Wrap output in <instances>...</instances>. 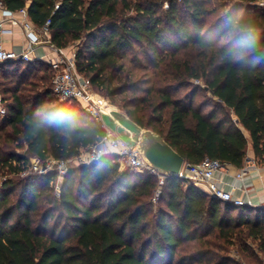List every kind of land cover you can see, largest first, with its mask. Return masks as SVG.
Instances as JSON below:
<instances>
[{
  "label": "trees",
  "instance_id": "16d2710c",
  "mask_svg": "<svg viewBox=\"0 0 264 264\" xmlns=\"http://www.w3.org/2000/svg\"><path fill=\"white\" fill-rule=\"evenodd\" d=\"M221 1L232 7L226 20L210 25L212 0L0 3L10 12L25 9L36 29L50 21V43L58 49L84 40L75 54L77 73L135 124L158 134L186 164L211 159L241 169L249 147L253 158L264 163V9L259 6L264 0ZM128 12L134 15L125 17ZM236 22L259 37L254 51L239 59L234 57L239 40L226 39ZM39 62L0 64L6 111L0 140L9 128L26 151L0 159L13 174L24 172L29 159H73L106 134L101 122L75 101L43 111L44 101L55 95L53 72ZM37 64L45 66L41 83L49 73L50 89L39 92L32 82L30 89H22ZM199 83L216 102L208 113H203L206 105H194ZM181 90L188 92L181 95ZM61 110L78 116L76 134L66 135L47 119ZM117 162L111 156L71 169L58 197L53 173L28 176L18 190L15 182L4 181L0 264H232L208 251L180 255L186 244L207 246L210 237L236 247L251 238L264 254V208L232 207L179 178L166 177L159 186L156 176L119 171ZM158 189L155 201L164 209L155 211Z\"/></svg>",
  "mask_w": 264,
  "mask_h": 264
},
{
  "label": "built area",
  "instance_id": "2783aa9c",
  "mask_svg": "<svg viewBox=\"0 0 264 264\" xmlns=\"http://www.w3.org/2000/svg\"><path fill=\"white\" fill-rule=\"evenodd\" d=\"M259 6L264 9V1H262ZM57 8L58 6H55V9ZM0 9H5L1 3ZM18 13L22 16L23 20L20 24L12 21V25L20 26L25 34L33 33L37 30L39 38L41 39L42 37L46 40L42 41L39 39V41H37L29 39L26 47L19 53L7 51L0 45V64L7 62L30 63L36 61L32 57L35 48L42 43H46L51 49L50 56L52 57H47V59L41 58L40 62L42 61L46 63L53 72L51 90L55 97L61 102L75 101L86 113L93 116L94 119L99 120V112L105 110L93 103L89 82L77 73L75 66L76 53H67L65 49H58L51 45L48 30L50 21H46L40 29H36L29 21L25 9L18 11ZM0 33L8 35L11 34L12 31L0 29ZM5 114L6 111L0 97V117H4ZM105 131L106 134L101 141L90 147L88 150L82 151L73 159L47 160L44 162L38 158L33 159L30 167L32 172L37 175H47L53 173L56 175V179L62 180L63 176L70 171L73 166H75L73 168L88 166L102 158L114 156L118 159L119 164L123 165V167L129 169L130 171L154 175L158 179V185H163L165 177L158 175L153 169H151L143 161L135 147L129 148L111 132L106 129ZM102 142H107L110 144V147L107 148L101 155L98 145ZM229 167V165L223 164L218 160L211 159H204L196 165L185 163L180 171L179 179L188 181L209 197L229 204L232 207L255 208L250 201L246 202L240 197H236L233 194V191H226L219 187L216 176L217 174L227 173ZM262 169H264V163L260 165L253 157H246L243 167L237 170L236 178L243 182V177L246 174L250 172H260ZM59 192L60 185L57 181L54 185V193L56 197L59 196ZM159 194L160 189L156 191L153 201L157 199ZM261 264H264V260Z\"/></svg>",
  "mask_w": 264,
  "mask_h": 264
},
{
  "label": "rangeland",
  "instance_id": "374dc122",
  "mask_svg": "<svg viewBox=\"0 0 264 264\" xmlns=\"http://www.w3.org/2000/svg\"><path fill=\"white\" fill-rule=\"evenodd\" d=\"M231 5L227 4L221 0H212V3L210 4V6H208L207 8L211 11L210 15L207 18V23L213 24L214 21H216L217 19H224L226 20L225 16L228 13V11L231 9ZM166 7H164L165 9ZM124 14V13H123ZM125 17H132L134 15V12H128L125 14ZM240 15V13L238 14ZM208 25V26H209ZM42 40V39H40ZM46 40V39H44ZM42 40V41H44ZM83 41L80 42H76V43H72L70 44L65 51L67 53H77V51L79 49H81L83 47ZM40 63V62H39ZM44 63V62H41ZM46 64V63H44ZM25 65V64H24ZM37 68L35 71H33L32 75L26 77V81L27 85L26 87H21L22 89H30L31 87L29 86L28 83L32 82L33 85H36L35 90L42 92L43 90H47L50 89V79H49V73L47 72L46 76L48 77V80L46 81V83H41V81H39V78L43 76V72L45 71V66H43L42 64H37L36 65ZM18 66H13L12 69H18ZM23 67H21V69H23ZM14 74V73H13ZM146 74V73H145ZM144 75V72L143 74ZM143 80L146 79V76H144V78H142ZM197 82H194V85H197ZM13 84H10L8 82H6L5 86L12 88ZM199 91L196 94V97L194 98V105L195 106H199L200 104H204L206 105L203 108V113H208L209 111H211L212 109L216 108V102L215 100L211 97V95L207 92V90L205 89V87L202 85V83H199ZM91 91V98L92 101L95 105L101 107L102 109H104L105 111H111V110H116V111H120L123 112L118 105H116L114 102H112L110 99L106 98L101 92L97 91L94 88L90 89ZM188 92V90H181V95H184ZM8 96V95H7ZM6 96V97H7ZM1 97V95H0ZM118 98H114V100H117ZM60 104V100H58L57 98H50L48 100H45L43 105H42V109L43 111L47 110V109H57L58 105ZM74 105V104H73ZM29 108V107H28ZM26 107V109H28ZM81 109V108H80ZM40 113V112H39ZM37 113V114H39ZM219 114H222V112H219ZM91 116V115H90ZM92 118H94L93 116H91ZM2 120V117H0V121ZM4 135H7V138H3L2 140H0V159L1 158H6L8 154H15V155H19V156H23L25 155L26 151H25V146L22 144V142L20 141L19 137H13L11 136V130L9 128H6L4 133ZM2 134V135H3ZM1 135V134H0ZM31 163H32V159H29L28 164H27V168L24 172H21L20 174H13L10 170L9 167L6 166H2L0 165V186L2 185V183L6 180H11L13 182H15L16 184H18V189H20V187L22 186V184H24V182L22 181L23 179H26V177L28 176H33V175H37L34 172H32L31 170ZM119 165V171H126L129 170L125 167H123L122 164H119V162H117ZM15 164H13L14 166ZM75 167V166H73ZM72 167V169H74ZM130 171V170H129ZM135 172V171H134ZM138 173V172H136ZM76 179L78 180V176L76 175ZM60 185L62 183V180H58L56 179L53 186L57 183ZM55 195V193H54ZM154 205V210L157 211L159 208H163L164 209V204L162 203H157L156 201L152 202ZM43 207H46L45 204H41ZM253 217V216H250ZM252 219V218H251ZM210 240V244L207 246H198L196 248L191 247V246H195L192 244H186L187 246H185L187 249H184L183 252L180 253V255H189L190 253H196V252H207L211 253L216 259L219 260H227L230 261L232 264H261L262 261L264 260V254L261 252V250L258 247V243L254 240H252L251 238H244L243 241H241L240 246L237 243V247L236 246H229L228 244H225L224 242L214 239L213 237L209 238ZM189 247V248H188ZM241 248V249H240Z\"/></svg>",
  "mask_w": 264,
  "mask_h": 264
},
{
  "label": "crops",
  "instance_id": "0c3cea01",
  "mask_svg": "<svg viewBox=\"0 0 264 264\" xmlns=\"http://www.w3.org/2000/svg\"><path fill=\"white\" fill-rule=\"evenodd\" d=\"M22 20L23 18L18 12L0 9V29L12 31L8 35L0 33V45L5 50L19 53L26 47L29 39L39 41L40 38L37 30L33 33L25 34L20 26H14L11 23L15 21L20 24ZM41 39L44 40L45 38L41 37ZM50 55L51 49L46 43H42L35 48L32 57L34 60L40 61L41 58L47 59V57H52ZM247 157H253V152L250 147L247 152ZM237 170L230 166L227 173L217 174L216 180L218 181L219 187L226 191H233L236 197H240L246 202L250 201L255 208H264V169L260 172L246 174L243 177V182L236 178Z\"/></svg>",
  "mask_w": 264,
  "mask_h": 264
},
{
  "label": "water",
  "instance_id": "95a60500",
  "mask_svg": "<svg viewBox=\"0 0 264 264\" xmlns=\"http://www.w3.org/2000/svg\"><path fill=\"white\" fill-rule=\"evenodd\" d=\"M99 121L126 146L135 147L143 161L158 175L179 178L185 161L158 134L141 128L116 110L100 111Z\"/></svg>",
  "mask_w": 264,
  "mask_h": 264
},
{
  "label": "clouds",
  "instance_id": "9594fccd",
  "mask_svg": "<svg viewBox=\"0 0 264 264\" xmlns=\"http://www.w3.org/2000/svg\"><path fill=\"white\" fill-rule=\"evenodd\" d=\"M234 38L239 40V47L234 51V57L237 59L244 57L250 52L254 51L259 39V37L255 34L254 29L251 27H244L238 22L232 25L226 37L228 40ZM47 119L51 123L61 125L66 135H74L81 128V123L78 116L70 111L61 110L58 112L49 113L47 114ZM109 147L110 144L107 142H102L99 144L98 149L100 154L102 155Z\"/></svg>",
  "mask_w": 264,
  "mask_h": 264
}]
</instances>
